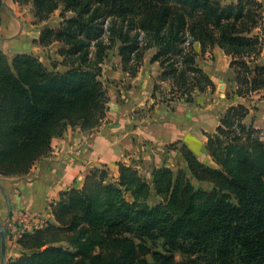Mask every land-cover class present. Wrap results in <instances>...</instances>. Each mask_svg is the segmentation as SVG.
<instances>
[{
  "label": "trees",
  "instance_id": "16d2710c",
  "mask_svg": "<svg viewBox=\"0 0 264 264\" xmlns=\"http://www.w3.org/2000/svg\"><path fill=\"white\" fill-rule=\"evenodd\" d=\"M13 1L32 5L40 22L61 9L60 25L43 29L38 43H61L67 70L0 49L1 176L28 174L69 126L92 133L102 125L110 101L103 65L112 49L130 76L156 49L152 60L171 83L165 101L193 103L215 93L196 43L230 56L234 95L264 88L261 0ZM3 6L0 0V26ZM156 91L158 84V102ZM250 110L231 105L216 131L205 132L214 165L178 140L185 168L154 167L151 178L134 160L118 162L117 176L107 165L93 168L52 204L55 222L20 235L27 252L7 264H264V140L244 122ZM148 241H161L162 250Z\"/></svg>",
  "mask_w": 264,
  "mask_h": 264
},
{
  "label": "crops",
  "instance_id": "0c3cea01",
  "mask_svg": "<svg viewBox=\"0 0 264 264\" xmlns=\"http://www.w3.org/2000/svg\"><path fill=\"white\" fill-rule=\"evenodd\" d=\"M261 1L264 5V0ZM10 23L3 15L0 32L5 30L7 33L0 36V49L12 58L15 55L13 53L11 56L13 46L16 45L15 48L18 50L22 41L19 37L22 36H17L20 32L19 27L17 32L12 31ZM43 29H40L32 40H28L27 45L30 47L16 53H30L43 61L37 54L38 51H48L54 47L57 50L62 45L59 42L50 46L38 43ZM195 48L199 66L211 76L216 86L218 81L225 80L228 83L226 94L232 93V96H226L227 103L218 122L213 125L209 122L207 118L209 108L198 112L189 111L183 104H173L176 101H162L163 94L170 91L171 83L161 80V65L158 61L152 60L156 49H149L145 53L136 76H130L123 70L118 52L113 54L110 61L103 65L102 79L107 85L110 101L102 125L92 133H86L79 126H69L61 137L53 139L51 152L37 161L28 174L17 177L0 175V228L6 227L7 263L27 252L18 242L20 235L24 231L43 227L46 222H55L52 204L58 200L61 193L73 187H81L86 176L95 167L107 165L114 174H117L118 162L131 163L132 160L139 159L142 161L141 167L147 166L150 174L154 167H173V157L184 165L186 162L179 148L173 150L165 148L167 144L178 140L193 150L201 161L208 163L212 158L206 149L205 132L216 131L220 118L231 105L249 106L251 110L244 122L253 125L264 138V88L251 97L234 95L237 83L235 73L230 67V56L218 46L203 51L201 45L196 43ZM201 55L206 58L205 61H201ZM209 55L213 56V59L209 60ZM57 56V60L61 61L62 57L58 54ZM257 63L264 64V47ZM57 69L65 71L67 66ZM157 84L161 88V91H156L158 102L147 111L148 116L144 117L146 121L141 123L137 115L153 101ZM23 212L32 215L25 224L17 221ZM0 264H2L1 240Z\"/></svg>",
  "mask_w": 264,
  "mask_h": 264
},
{
  "label": "rangeland",
  "instance_id": "374dc122",
  "mask_svg": "<svg viewBox=\"0 0 264 264\" xmlns=\"http://www.w3.org/2000/svg\"><path fill=\"white\" fill-rule=\"evenodd\" d=\"M32 11H33L32 5H19V4L15 3L13 0H4L3 15L5 17V20H7V21L10 20V22H11L10 25L12 27V31L17 32L18 31L17 28L19 27L20 32H19V35L17 34V36H22V37H19V39L22 40L21 43H19L20 47L18 48V50H16V48H15L16 45L13 46V49L11 51L12 52L11 56H13V53H15L14 56L21 53V52L16 53V51H21L23 49L30 47V45L29 46L27 45L28 40H32L33 36H35L40 29H43V28L45 29L47 27L55 28V27L59 26L63 20L61 18V15H60L61 9L55 11L50 16L49 19L42 21V22H40L34 16V13ZM5 33H7L5 30L1 31L0 36L5 35ZM21 33L23 35H20ZM40 35H41V33H40ZM24 42H26V44ZM60 47H58L57 50H56V47H54V48L48 49V51H46V50L38 51L39 53H37V54H39V56L43 58V62L50 68L64 67L65 65L63 63V57L58 53ZM116 52H118L117 48L110 50L108 53V56L105 60V63L109 62L110 61L109 59H111L113 57V54H115ZM57 54L62 57L61 61L57 60L58 59ZM201 59H202L201 61L206 60V58L202 55H201ZM208 59L209 60L213 59V56L209 55ZM227 86H228V83L225 80H221V81H218L217 90L214 94L200 95V96L196 97L195 103H193V104H189V103L186 104L187 102H185L183 100H175L176 103H173V104H177V103L179 105L183 104V106L189 108V111L194 110L196 112H198L199 110L202 111L205 108H209L208 109L209 115H207V118H208L209 122H211L213 125L216 122H218L219 117L221 116L220 114L225 109V105L227 103L226 96L227 95L232 96L231 92H228L226 94ZM162 101H165V99L162 98ZM165 102H168V101H165ZM156 103H157L156 99L153 98V101L146 105L145 110L138 113L137 119L139 120V122L144 123L146 121L144 117L148 116L147 111H150L151 108H153ZM170 104H172V102ZM171 109H173V108L171 107ZM209 128H211V125L209 126ZM260 136L264 140L263 135L260 134ZM175 142L176 141L167 144L165 146V148L172 149V150L177 149V148L180 149V145H178V146L174 145ZM172 157H173V155H172ZM134 162L137 165V167L141 170L142 174L145 177L151 178L152 171H150V174H149V169L147 168V166L143 165L141 167V165H142L141 160L135 159ZM173 163H174V165H173V167H171L173 169H178L179 167H183V168L186 167V164L181 165L179 160L176 157H173ZM207 164L214 165V163L212 162L211 159L208 160ZM152 170H153V168H152ZM117 174H115V176H117ZM196 184H197V186H201V187H205V188L209 187L208 184L199 183V182L197 183V181H196ZM148 243H149V245L153 246L155 249L162 250L161 241H157L155 243L148 241ZM177 258L180 259V256L178 255Z\"/></svg>",
  "mask_w": 264,
  "mask_h": 264
},
{
  "label": "water",
  "instance_id": "95a60500",
  "mask_svg": "<svg viewBox=\"0 0 264 264\" xmlns=\"http://www.w3.org/2000/svg\"><path fill=\"white\" fill-rule=\"evenodd\" d=\"M0 240H1V261L2 264H7L6 261V227L2 226L0 228Z\"/></svg>",
  "mask_w": 264,
  "mask_h": 264
},
{
  "label": "built area",
  "instance_id": "2783aa9c",
  "mask_svg": "<svg viewBox=\"0 0 264 264\" xmlns=\"http://www.w3.org/2000/svg\"><path fill=\"white\" fill-rule=\"evenodd\" d=\"M32 218V215L29 212H23L18 216V222L25 224L28 220Z\"/></svg>",
  "mask_w": 264,
  "mask_h": 264
}]
</instances>
